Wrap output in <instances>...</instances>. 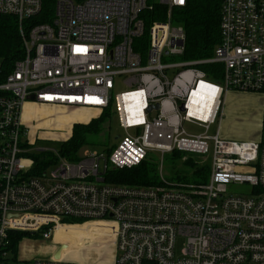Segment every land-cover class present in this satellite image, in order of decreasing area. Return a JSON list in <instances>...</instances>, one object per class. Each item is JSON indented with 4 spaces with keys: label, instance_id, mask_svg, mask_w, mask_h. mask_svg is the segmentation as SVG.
Instances as JSON below:
<instances>
[{
    "label": "built area",
    "instance_id": "built-area-1",
    "mask_svg": "<svg viewBox=\"0 0 264 264\" xmlns=\"http://www.w3.org/2000/svg\"><path fill=\"white\" fill-rule=\"evenodd\" d=\"M154 1L167 7L166 20L151 24L143 59L134 41L145 32L140 15L153 7L148 0H56L52 22L30 28L24 20L44 0H0V14L18 17L25 48L8 74L0 62V264L13 260L15 232L49 240L60 225L96 221L112 224V264H264V144L211 133L229 91L264 88V0H222L214 55L180 62L165 58L185 51V29L172 20L188 0ZM199 64L222 65V78ZM120 81L126 88L115 91ZM28 101L94 109L112 103L124 135L112 152L88 150L78 161L55 151L52 166L31 174ZM187 123L203 131L189 132ZM153 150L162 158L211 154L209 180L174 184L162 174L166 185L105 181L109 170L136 166ZM232 184L251 190L233 194ZM59 249L33 264H81L57 258Z\"/></svg>",
    "mask_w": 264,
    "mask_h": 264
},
{
    "label": "rangeland",
    "instance_id": "rangeland-1",
    "mask_svg": "<svg viewBox=\"0 0 264 264\" xmlns=\"http://www.w3.org/2000/svg\"><path fill=\"white\" fill-rule=\"evenodd\" d=\"M165 60L168 62H180L181 56L168 55ZM125 88L122 81H120L115 91H122ZM258 92L263 93L262 91ZM244 102L246 105L241 111L240 117L239 111L233 114V124L238 131V135H252L261 130L259 121H264V105H261L260 101L258 103V100L256 101L257 104L254 105L252 99L244 100ZM47 105L42 103L35 105L34 103L27 102L23 110V121L30 129L33 152L46 151L45 153L49 156L54 155V152L59 149L61 141L68 139L72 135L75 123H88L90 121L86 122L87 120L100 117L104 111V109L85 107H82L83 109H75L76 107L48 108ZM252 106L256 109H253ZM260 106L262 107L260 108ZM258 110L262 112L259 114ZM103 127L102 133L95 137L97 142H103L102 144L108 143V145L112 146L119 142L117 138L124 135V131L121 129L114 115H111L110 120L104 123ZM185 128L192 133H201L203 131V128L191 123H187ZM213 130L214 128L211 129V133ZM221 137L224 138L223 136ZM256 141H262V133L261 137L256 139ZM98 149L104 150V147L101 145L85 146L81 149L79 155L84 156L88 150ZM149 154L156 162V171L161 181L163 182L161 178L163 174V177L168 182L174 184L202 183L198 177L201 173H198V171L201 167L210 165L212 161L211 154L183 153L182 158H177L172 153H166L162 158V155L154 150L149 152ZM191 156L193 159L195 158L193 160L195 166H188L186 164V161ZM161 162L163 163L162 172L160 171ZM51 165L49 164V166ZM105 181L108 183H118L109 180L107 176L105 177ZM161 184L166 185L165 182ZM250 190L251 186L247 184H232L229 187V192L233 194L249 192ZM111 225L97 221L60 225L53 239L44 240L41 237L24 238L18 244L17 260H10L7 264H33L38 259L49 258L60 248V245L56 244V242L63 244L62 248L59 249L58 258H67L69 261L81 264H112L118 255V249L116 241L112 238L113 229ZM86 229H88V235L85 233ZM183 242L181 240L180 245Z\"/></svg>",
    "mask_w": 264,
    "mask_h": 264
},
{
    "label": "trees",
    "instance_id": "trees-1",
    "mask_svg": "<svg viewBox=\"0 0 264 264\" xmlns=\"http://www.w3.org/2000/svg\"><path fill=\"white\" fill-rule=\"evenodd\" d=\"M56 0H44L41 12L33 17L24 20L25 27L30 28L33 24L52 22L54 17V4ZM152 8L142 11L141 17L145 22L144 34L134 41V49L141 52L143 59L147 54L149 45V30L154 21L166 20L167 7L148 0ZM221 9L222 0H188L183 7H176L173 12V23L180 24L186 32L185 51L181 55V60L197 61L210 58L214 55L215 49L222 40L221 34ZM20 22L17 16L12 14H0V62L3 74H8L14 68L15 62L25 56V48L20 34ZM200 68L207 72L212 79L222 78V65L220 64H199ZM264 93V88L261 90ZM111 115L115 116L113 104L104 109L101 116L93 118L88 123H75L72 135L60 142L57 152L60 156L70 161H78L82 148L89 145H101L109 153L113 151L117 143L112 146L108 143L97 142L95 137L103 131V125L110 120ZM95 139V141H94ZM101 143V144H100ZM262 144H264V121L262 127ZM46 151H35L29 156L34 159L35 165L31 174L38 175L44 169L49 168V164H54L57 156H49ZM173 156L182 158V152L174 151ZM186 161L188 166H195L193 157ZM51 165V166H52ZM49 166V167H48ZM156 162L150 154L140 164L124 169H111L106 176L111 181L127 183V185L156 186L162 183L156 171ZM211 165L201 167L198 177L201 182L209 180ZM187 179V178H186ZM69 222H82L69 219ZM11 251L12 259L18 258V244L24 238H31L29 233L15 232L12 234ZM37 236V235H36ZM38 237V236H37Z\"/></svg>",
    "mask_w": 264,
    "mask_h": 264
},
{
    "label": "crops",
    "instance_id": "crops-1",
    "mask_svg": "<svg viewBox=\"0 0 264 264\" xmlns=\"http://www.w3.org/2000/svg\"><path fill=\"white\" fill-rule=\"evenodd\" d=\"M248 94H250V95L247 96ZM247 99H252L254 105L257 104V102H256L257 100H258V103L260 101L261 105H264V94L263 93H260L258 91L250 92V91L231 90L226 95L225 104H224V117H223L222 121H220V125L215 124L211 127V129L214 128L213 131L219 129L221 136H223L225 139H228V140H240V141L253 140V141H256V139H259L261 137V133H262L263 121H259L260 122L259 127L261 130L257 131L256 133H254L252 135H247V134L238 135V131H237V129H235L234 124H233V121H234L233 114L236 113L237 111H239V117H240V113L243 110V108H245V105H246L244 100H247ZM28 102L34 103L35 105L38 104V103H35L34 101H28ZM47 107L48 108H57V107L60 108V107H67V106H58V105L48 104ZM261 107L262 106H260V108ZM252 108H253V106H252ZM75 109H83V108L76 107ZM253 109H256V108H253ZM258 112L260 114V112H262V111L258 110ZM255 114H256V112H255ZM88 121H90V120H87L86 122H88ZM85 233H86V235H88V229H86ZM56 244H58V242H56Z\"/></svg>",
    "mask_w": 264,
    "mask_h": 264
},
{
    "label": "water",
    "instance_id": "water-1",
    "mask_svg": "<svg viewBox=\"0 0 264 264\" xmlns=\"http://www.w3.org/2000/svg\"><path fill=\"white\" fill-rule=\"evenodd\" d=\"M30 99H31V100H34V99H35V95H31V96H30ZM158 107H159V104H156V105L154 106V108H156V109H157ZM152 108H153V107L151 106V107H150V110H151ZM182 108H183V106H182ZM117 139H118V138H117ZM58 255H59V251L56 253V257H57Z\"/></svg>",
    "mask_w": 264,
    "mask_h": 264
},
{
    "label": "bare ground",
    "instance_id": "bare-ground-1",
    "mask_svg": "<svg viewBox=\"0 0 264 264\" xmlns=\"http://www.w3.org/2000/svg\"><path fill=\"white\" fill-rule=\"evenodd\" d=\"M199 95H200V94H199ZM200 97H201V96L196 97L195 100L201 101V98H200ZM202 103H203V102H202ZM131 107H132V109H133V107H134L133 103H131Z\"/></svg>",
    "mask_w": 264,
    "mask_h": 264
}]
</instances>
